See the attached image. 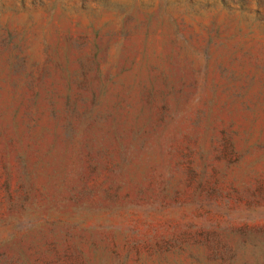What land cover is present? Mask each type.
Masks as SVG:
<instances>
[{
    "label": "rangeland",
    "instance_id": "rangeland-1",
    "mask_svg": "<svg viewBox=\"0 0 264 264\" xmlns=\"http://www.w3.org/2000/svg\"><path fill=\"white\" fill-rule=\"evenodd\" d=\"M0 264H264V0H0Z\"/></svg>",
    "mask_w": 264,
    "mask_h": 264
}]
</instances>
